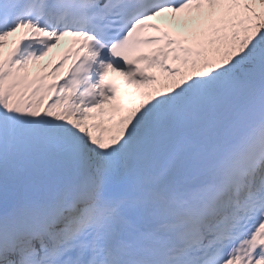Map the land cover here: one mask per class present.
I'll return each instance as SVG.
<instances>
[{"label": "snow or ice", "instance_id": "6c2138e0", "mask_svg": "<svg viewBox=\"0 0 264 264\" xmlns=\"http://www.w3.org/2000/svg\"><path fill=\"white\" fill-rule=\"evenodd\" d=\"M0 264H264V0H0Z\"/></svg>", "mask_w": 264, "mask_h": 264}]
</instances>
